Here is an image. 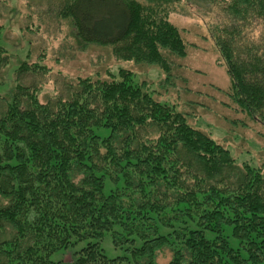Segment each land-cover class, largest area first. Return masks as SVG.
<instances>
[{
  "label": "trees",
  "instance_id": "16d2710c",
  "mask_svg": "<svg viewBox=\"0 0 264 264\" xmlns=\"http://www.w3.org/2000/svg\"><path fill=\"white\" fill-rule=\"evenodd\" d=\"M152 1L66 0L63 15L80 43L159 66L171 85L165 55L185 58L188 46L167 19L176 0ZM207 1L231 21L211 30L228 97L264 124V32L258 43L244 35L255 20L264 29V0ZM5 55L0 46L1 64ZM132 76L79 79L45 104L36 87L11 93L0 114V264H159L166 249L167 264H264V168L239 165ZM106 237L127 256L108 258Z\"/></svg>",
  "mask_w": 264,
  "mask_h": 264
},
{
  "label": "rangeland",
  "instance_id": "374dc122",
  "mask_svg": "<svg viewBox=\"0 0 264 264\" xmlns=\"http://www.w3.org/2000/svg\"><path fill=\"white\" fill-rule=\"evenodd\" d=\"M133 1V0H132ZM142 6H156L152 0H136ZM66 0H0V46L6 52L0 63V114L18 86L36 87L41 104L68 96V86L79 79L110 80L120 70L131 71L133 85L146 84L159 103L173 105L186 113L189 124L211 135L230 151L239 165L264 168V124L251 119L228 97L231 80L219 54L212 32L216 26L231 24L222 6L207 0H179L165 5L168 20L187 44V57L165 55L171 64L168 74L155 65L118 59L113 47L85 45L75 38L74 27L63 15ZM247 39L258 43L264 32L262 21H252L245 29ZM45 67V74L32 68ZM24 65V66H23ZM21 75L17 72L21 67ZM170 75V74H169ZM115 188L108 180L105 191ZM4 202L0 199V204ZM168 230H164L166 234ZM103 247L108 258L127 256L125 247L115 248L106 237ZM236 239L231 238L235 248ZM56 259L59 258L55 256ZM69 261L70 256H60ZM170 249L157 257L159 264L171 260Z\"/></svg>",
  "mask_w": 264,
  "mask_h": 264
}]
</instances>
